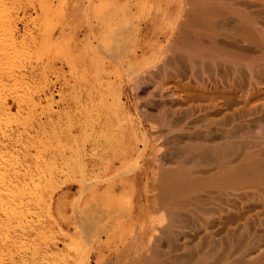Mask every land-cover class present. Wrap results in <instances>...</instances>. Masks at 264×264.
<instances>
[{
	"label": "rangeland",
	"instance_id": "obj_1",
	"mask_svg": "<svg viewBox=\"0 0 264 264\" xmlns=\"http://www.w3.org/2000/svg\"><path fill=\"white\" fill-rule=\"evenodd\" d=\"M187 1L3 0L0 264H134L144 254L157 215L154 138L166 132L144 72L191 17ZM224 1L264 33V0ZM141 79L150 82L137 91Z\"/></svg>",
	"mask_w": 264,
	"mask_h": 264
},
{
	"label": "bare ground",
	"instance_id": "obj_2",
	"mask_svg": "<svg viewBox=\"0 0 264 264\" xmlns=\"http://www.w3.org/2000/svg\"><path fill=\"white\" fill-rule=\"evenodd\" d=\"M188 4L191 17L144 72L166 132L154 138L157 215H147L146 249L134 264H264V33L224 0Z\"/></svg>",
	"mask_w": 264,
	"mask_h": 264
}]
</instances>
